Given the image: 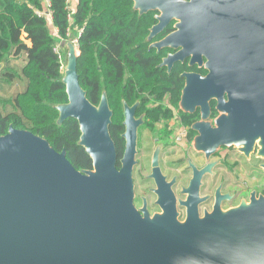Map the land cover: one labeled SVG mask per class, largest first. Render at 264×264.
I'll list each match as a JSON object with an SVG mask.
<instances>
[{
  "label": "water",
  "instance_id": "obj_1",
  "mask_svg": "<svg viewBox=\"0 0 264 264\" xmlns=\"http://www.w3.org/2000/svg\"><path fill=\"white\" fill-rule=\"evenodd\" d=\"M133 2L140 14L159 10V27L182 12L179 6L191 8L196 47L209 54L206 39L212 36L213 53L228 59L222 91L216 73L190 80L207 101L222 102L221 94L228 93L229 113L218 120L215 146H235L248 157L258 146L257 155L264 159V0ZM61 47V83L69 101L54 105L59 113L55 124L78 121L77 145L92 160V169L77 170L66 150L56 151L29 130L11 127L0 138V264H264V195L253 193L249 203L227 211L217 202L203 218L201 200H190L184 203V222L174 199L159 201L163 212L154 216L136 208L133 172L143 119L135 120L136 106L124 101L125 151L119 161L106 91L98 106L92 104L80 84L75 40L62 41ZM211 85L213 93L207 95ZM196 147L207 151L205 135ZM158 156L156 152L152 175L157 180ZM199 184L196 176V196Z\"/></svg>",
  "mask_w": 264,
  "mask_h": 264
},
{
  "label": "flooded vegetation",
  "instance_id": "obj_2",
  "mask_svg": "<svg viewBox=\"0 0 264 264\" xmlns=\"http://www.w3.org/2000/svg\"><path fill=\"white\" fill-rule=\"evenodd\" d=\"M177 9L182 12L159 27V10L140 14L134 10L133 2L131 12L138 18L144 17L143 40L142 44L135 45L128 40V86L132 102L126 103L130 108L136 106L135 120L143 119L138 128L137 164L133 172L135 206L154 216L163 212L159 201L166 203L174 199L178 218L184 222L188 217V205L184 203L190 200H201L198 212L203 218L206 212L214 211L217 202L227 211L239 207L243 201L249 203L253 193L256 197L264 195V159L257 155L258 146L249 157L235 146L216 148L218 120L229 113L228 93L221 94L222 102L216 98L207 101L201 94V87L192 86L190 80L191 76L207 78L216 73L220 76L222 91L229 71L228 59L221 53H213L216 40L212 36L206 39L210 43L209 54L197 48L195 13L185 6ZM25 38L23 34L25 44L30 45ZM162 43L166 44L158 47ZM23 59L26 56L19 53L18 48L12 50L5 44L0 28V65H3L0 71V138L8 135L11 127L15 128L2 119L14 110L12 102L20 94L13 96V90L23 83L20 71ZM133 62L143 69H132ZM139 74L155 76L160 83L147 84L146 90L141 91L135 80L130 79ZM214 87L208 86L207 95H212ZM145 132L153 142L147 149L143 146ZM203 135L207 151L196 147L197 139ZM156 152L159 153L158 180L152 177ZM140 156H146L149 172L137 177ZM196 176H200L197 196L192 186Z\"/></svg>",
  "mask_w": 264,
  "mask_h": 264
},
{
  "label": "trees",
  "instance_id": "obj_3",
  "mask_svg": "<svg viewBox=\"0 0 264 264\" xmlns=\"http://www.w3.org/2000/svg\"><path fill=\"white\" fill-rule=\"evenodd\" d=\"M50 1L52 20L36 14V10H44L42 0H0L3 38L9 48H18L26 56L21 76L27 82L25 90L12 102L14 110L2 120L46 139L58 152L66 150L67 158L77 170L92 169V160L77 145L81 136L78 121L69 118L62 126L55 124L59 113L54 105L69 101L66 87L61 83L63 50L60 55L55 48L69 40L70 33H75L80 51L77 64L80 84L88 100L96 106L106 91L113 112L110 132L120 161L125 151L122 101L132 102L128 86V40L132 45L142 44L144 17L138 18L131 12V0H74L72 6L68 0ZM23 34L30 45L25 44ZM132 69L143 67L133 62ZM155 78L139 74L130 79L143 91L147 84L160 83Z\"/></svg>",
  "mask_w": 264,
  "mask_h": 264
},
{
  "label": "rangeland",
  "instance_id": "obj_4",
  "mask_svg": "<svg viewBox=\"0 0 264 264\" xmlns=\"http://www.w3.org/2000/svg\"><path fill=\"white\" fill-rule=\"evenodd\" d=\"M68 2H69V4L72 6V4H73V0H68ZM70 38H73L74 40H75V38H76V34L75 33H70ZM75 43H76V45H77V47H78V41L77 40H75ZM58 44H60V46H61V43H58ZM59 46V45H58ZM62 48V47H61ZM63 50V49H62ZM78 53H79V50H78ZM24 61V62H23ZM25 62H26V59H23L21 62H20V67H21V69H22V67L24 66V64H25ZM63 66H64V62H63ZM21 71V70H20ZM22 81H23V83L20 85V86H16L15 88H14V90H13V96H15V95H17L18 93H21V92H23L24 90H25V88H26V86H27V82L22 78ZM12 96V97H13ZM143 143H144V147L147 149V148H151L152 147V145H153V142H152V140H151V138H150V135L149 134H147V132H145L144 133V136H143ZM143 147V148H144ZM139 160H140V162H141V164H140V166L138 167V168H136V176L137 177H140L141 175H145V174H148V172H149V167H148V165L146 166V156H140L139 157ZM227 206H229V205H227Z\"/></svg>",
  "mask_w": 264,
  "mask_h": 264
},
{
  "label": "built area",
  "instance_id": "obj_5",
  "mask_svg": "<svg viewBox=\"0 0 264 264\" xmlns=\"http://www.w3.org/2000/svg\"><path fill=\"white\" fill-rule=\"evenodd\" d=\"M43 4H44V10H36V14L39 17H45L48 18L50 20L53 19V11L51 9V1L50 0H42ZM59 45V46H58ZM55 48V52L61 55V46L60 44H58ZM60 58L62 59V55L60 56ZM63 70V68H62Z\"/></svg>",
  "mask_w": 264,
  "mask_h": 264
},
{
  "label": "crops",
  "instance_id": "obj_6",
  "mask_svg": "<svg viewBox=\"0 0 264 264\" xmlns=\"http://www.w3.org/2000/svg\"><path fill=\"white\" fill-rule=\"evenodd\" d=\"M74 1V0H73Z\"/></svg>",
  "mask_w": 264,
  "mask_h": 264
}]
</instances>
